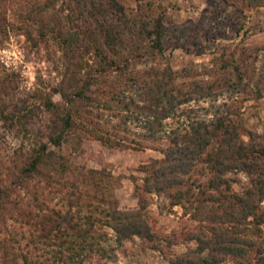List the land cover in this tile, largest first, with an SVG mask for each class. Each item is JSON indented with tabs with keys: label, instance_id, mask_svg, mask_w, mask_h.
<instances>
[{
	"label": "trees",
	"instance_id": "1",
	"mask_svg": "<svg viewBox=\"0 0 264 264\" xmlns=\"http://www.w3.org/2000/svg\"><path fill=\"white\" fill-rule=\"evenodd\" d=\"M57 1L65 14L54 9ZM262 3L234 0L238 10ZM12 15L9 20L0 9V42L9 32L21 34L31 46L50 40L70 67L48 91L23 98L9 96L11 81L1 78L0 121L8 132L30 139L26 124L35 107L53 118L45 133L32 134L25 152L21 139L19 155L5 166L0 264H106L132 237L154 239L143 203L119 209L113 200L83 192L72 182L80 180L97 192L105 175L104 170H78L49 148L79 137L77 132L107 148L149 145L161 154L139 166L143 175L135 193L164 196L199 226L187 236L194 248L166 264H221L226 258L232 264H264V142L250 133L241 138L239 112L226 100L208 118L182 108L222 95L262 98L264 69L254 86L234 60L205 84H178L169 66L136 70L133 64L143 55H161L165 25L160 12H132L123 0H35L18 4ZM176 30L177 38L187 33L186 27ZM85 55L92 63L82 68L79 60ZM53 94L60 99L53 101ZM29 98L38 105L28 104ZM262 127L264 132V114ZM229 172L245 174L248 185L234 190Z\"/></svg>",
	"mask_w": 264,
	"mask_h": 264
},
{
	"label": "rangeland",
	"instance_id": "2",
	"mask_svg": "<svg viewBox=\"0 0 264 264\" xmlns=\"http://www.w3.org/2000/svg\"><path fill=\"white\" fill-rule=\"evenodd\" d=\"M32 1L35 0H0V9L5 8L8 19L12 20V12L18 4ZM123 3L132 12H160L165 25L161 55H143L133 64L136 70L169 66L177 72L175 82L178 84H205L218 79L224 63L230 65L234 60L246 68L244 80L251 86L261 79L264 69V3L256 8L244 7L240 10L235 7L234 0H123ZM54 9L62 15L66 12L59 1L55 2ZM182 27H186L187 33L177 38L176 29ZM91 63L90 55L79 60L82 68ZM66 66L70 67V64L50 40L31 46L21 34L9 32L0 42V86L4 84L1 78L6 76L11 81L10 90H6L14 99L31 96L35 90L48 91L60 81ZM227 69L230 71V67ZM59 99L58 94L52 95L53 101ZM224 100L239 112L241 138L247 140V133H250L264 142V97L253 99L249 94L228 99L222 95L213 101L211 98L190 101L182 108L190 107L193 109L191 115L208 118L213 107ZM27 102L38 105L31 98ZM33 111L26 126L34 135L45 133V126L53 117L41 106ZM77 133L79 137L74 134L77 137L68 139L57 148L51 144L48 146L65 156L78 170H104L105 175L97 192L80 180L69 177L70 181L72 179L83 192L113 200L119 209H135L143 203L147 222L154 233V239L150 241L136 236L125 241L116 260L106 264H166L169 258L194 248V241L188 240L187 236L199 226L189 214H185L178 205H170L162 195L148 193L139 198L135 193V184L141 183L143 175L139 166L149 159L161 157L157 150L149 145L139 150L107 148L89 135ZM21 139L22 152H25L30 139L8 132L0 121V181L5 180V166H10L13 158L19 155ZM42 141L47 143L44 137ZM227 175L236 180L232 184L234 190L248 185V178L242 172H229ZM261 232L264 235V224L261 225ZM221 264H232V260L226 258Z\"/></svg>",
	"mask_w": 264,
	"mask_h": 264
}]
</instances>
